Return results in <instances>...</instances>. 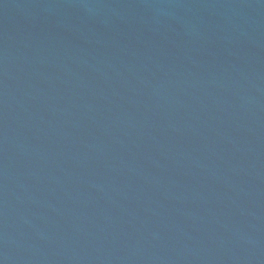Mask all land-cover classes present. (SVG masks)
Listing matches in <instances>:
<instances>
[{"label": "water", "instance_id": "obj_1", "mask_svg": "<svg viewBox=\"0 0 264 264\" xmlns=\"http://www.w3.org/2000/svg\"><path fill=\"white\" fill-rule=\"evenodd\" d=\"M0 264H264V0H0Z\"/></svg>", "mask_w": 264, "mask_h": 264}]
</instances>
